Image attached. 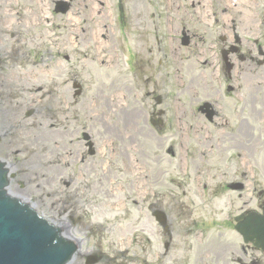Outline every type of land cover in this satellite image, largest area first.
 Returning a JSON list of instances; mask_svg holds the SVG:
<instances>
[{
	"label": "rangeland",
	"instance_id": "374dc122",
	"mask_svg": "<svg viewBox=\"0 0 264 264\" xmlns=\"http://www.w3.org/2000/svg\"><path fill=\"white\" fill-rule=\"evenodd\" d=\"M122 1L124 8L127 5L123 14L126 17L127 44L131 46H134L135 39L134 36L128 37L130 33H138L141 38L140 29L136 26L135 20H139L138 16L143 14L142 9L149 10V14L159 16L163 23L167 19V16H172L170 12L166 11L163 2H159V0L157 1L159 3L155 0H149L151 1L150 6L148 0ZM112 7L109 2L103 5L106 11L105 20L98 22L82 21L80 23L81 28L90 31L89 34H86V31L82 36H79L76 40V45H73V40L69 32L66 36L62 30L53 32V26L44 22L36 23L30 28L29 30L32 33L28 36L12 39L11 43L15 42L16 47L22 46L26 50H34L41 53L45 50L40 58L37 57L38 59L36 61L29 58L22 60L15 54L8 61V64L2 66L0 69L6 86L13 92L17 91L18 85H22L21 94L17 97L20 105L11 104L10 111L15 116V124L18 131L25 134V138L39 137L42 135L43 139H46V131L48 130L53 133V136L49 139L50 141H53L51 139L56 140V143L60 141V135H57L59 132L55 134V129H50L47 126L46 130L43 127V124L48 122V119H43L42 121L43 115H46L48 106L52 110L59 111L58 117H60V104L66 102L68 104L67 115L69 120L67 124L69 127L75 125L76 119L74 117L78 116L79 121L84 125H89L94 121L96 129H103L100 126L99 119L105 120L107 129L111 126H122L123 113L127 111L130 114L134 107L140 106L135 100H140V86L137 84L140 82L141 76L139 72L141 71L143 54L139 49L135 50L133 48L136 54L139 55L137 58L138 61L134 63V60H132L131 64L134 63L133 65L124 66L125 59L129 58V54L128 52H124L123 54L118 53L121 51V46L116 51L113 35L111 36V30L109 29V26H112V24L109 20L111 13L109 14L108 8ZM57 22L61 21L55 20V23ZM103 24H106L109 29V45L98 47L96 39L98 36L101 37V34L99 35L97 30ZM61 27L63 28L62 22ZM164 32H166L165 29ZM149 33V38H154L157 35L155 29H151ZM123 40L124 36H122L121 43ZM66 55L67 58L65 57ZM175 55L179 57V63L182 62L184 66L182 80L185 81V84H188L194 74L200 71H208V68L199 61L197 54L192 49H182L179 54L176 53ZM157 56L163 58L161 52L157 53ZM8 57L10 56H5L4 60H8ZM14 61L15 63L13 64ZM130 67L133 69H130ZM73 79L78 80L82 85L81 93L75 96L73 95ZM40 87L41 89L37 91ZM49 90L51 94L47 95ZM44 95L45 97L41 104L45 105V108L42 109L40 114H34L26 120L27 110L25 109L32 106L29 103L36 101ZM115 97L119 99H115ZM119 102L121 106H118ZM111 107L113 109H110ZM21 111L23 120L20 121ZM91 116L95 120L90 119ZM137 123L138 127L143 122L138 121ZM102 131L99 130V132ZM108 131L110 132V128ZM106 136L108 139H112L111 137L113 135L110 136L107 133ZM106 136H104V140L107 139ZM195 139L197 140V138ZM112 140L114 145L118 144L116 137L113 136ZM53 142L36 147H30L28 143H25L24 146H15L22 149L27 147L26 156L30 158L32 162L31 166L34 170L45 169V172L38 176L37 179L39 180L35 182H32L24 174L21 179L22 184H20L18 190L23 191L25 194L30 193L32 200L39 207L37 209L44 214H50L49 216L53 214L51 218L55 219L59 218L54 215L56 211L64 207V197L70 192L75 193L76 190L79 194L76 206L80 209L84 208L87 211V214L82 215V219H89L94 225L102 224L106 227L107 231L102 238L99 248L105 253V256L112 257L113 264H143L144 260L149 264H159L160 262L173 264L175 256L178 255L175 250L177 246H185L186 249H189L190 251L188 253L181 251L180 255H188V260L193 262L196 251L200 246L197 237L204 240L217 237L218 230L215 231V229L219 227L217 223L215 224V218L221 217L220 214L216 213L220 207L213 204L212 211L214 214H211L206 206L199 203L196 195L201 194L205 198L208 197V192L217 184L215 180L218 178L213 177L211 181L203 179L208 174H212L211 176L224 173L230 174L235 167L239 168L238 161L228 157L230 151H226L223 154V161L220 164L218 163L216 167L212 164L211 167L213 169L211 170L208 169L207 162H203L201 151L200 157L196 159V164L204 163L206 167L202 166L204 171L200 173L201 179L198 182H194L193 180L188 183H183L181 181L179 176L184 167L182 162L183 153L180 154L179 159H173V168L169 167L168 162L159 165L161 171L165 170L167 171L165 173L169 174L171 184L160 180L161 178L155 180L147 176V179L144 181L142 178V181L145 183L142 186L144 190L149 191L151 188L156 187L159 192L156 198H149L148 194H146L147 205L145 207V203H142L140 196L142 188H140L139 181L135 179L138 176H133L131 183L124 182L121 178L122 173L119 172L118 164H112V161H106L107 157L104 156H107L108 152L104 156L97 154L95 164L97 163L101 166L106 163L109 164L106 170L110 168L117 175L115 183L108 182L110 178L109 174H103L101 167L99 172L98 166H96L95 170L98 172L97 174L86 173L88 172L87 170H80L81 174L78 177H74L73 181L68 186H65L63 179L65 178L64 173L70 174L72 171L77 174L76 170L79 164L76 162L70 164L61 163L60 153L62 152V148L61 146V149L59 146H55ZM98 142L99 144L101 143L100 140ZM43 152L44 155L50 153V157L44 156L47 159L46 164L39 162V158L43 157ZM243 154V170L247 175L255 174L257 180V182L249 183L248 186L264 187V148L256 152L250 149L247 152L243 151ZM232 158L234 159V157ZM213 160L215 161L216 158H213ZM154 166L150 162L149 167L152 168ZM59 173L62 174L59 175ZM172 177L174 180L171 179ZM156 181L158 182L156 183ZM203 183L207 184L206 188H203ZM169 185H171V188ZM82 188L86 192L85 195L82 193ZM121 188L125 189L124 192L119 191ZM172 193L174 194L172 195ZM245 196L247 195L245 194ZM155 200L167 211L174 225L172 229L179 227L175 219L174 201L180 200V203L185 202L188 205L189 211H183L187 214L190 213L189 222L203 219L204 226L208 230L204 229L203 235L201 236L197 229H192V233L186 235L179 228L174 235L175 241L172 240L171 246L165 254L163 248L165 239L161 236L148 210L150 202ZM224 209L225 216L229 212V209L225 208V206ZM231 234L232 232L226 229L223 237H230ZM162 255L163 257H161Z\"/></svg>",
	"mask_w": 264,
	"mask_h": 264
},
{
	"label": "water",
	"instance_id": "95a60500",
	"mask_svg": "<svg viewBox=\"0 0 264 264\" xmlns=\"http://www.w3.org/2000/svg\"><path fill=\"white\" fill-rule=\"evenodd\" d=\"M0 174V264H64L75 245L37 218L27 205L5 196Z\"/></svg>",
	"mask_w": 264,
	"mask_h": 264
},
{
	"label": "flooded vegetation",
	"instance_id": "af4514ba",
	"mask_svg": "<svg viewBox=\"0 0 264 264\" xmlns=\"http://www.w3.org/2000/svg\"><path fill=\"white\" fill-rule=\"evenodd\" d=\"M236 1L240 2L243 6L244 5L250 6L251 5V6H254L256 8H259V7L264 5V0H236ZM239 19H238L237 25H236L237 26L236 28L238 29L237 31H241V32L252 31L253 32V29L255 28L254 26L244 25L243 22L239 21ZM234 33H235V31H229V32L227 31L226 36L228 38H230V37L233 38ZM254 262L252 264H264V262L263 263H254Z\"/></svg>",
	"mask_w": 264,
	"mask_h": 264
},
{
	"label": "bare ground",
	"instance_id": "6f19581e",
	"mask_svg": "<svg viewBox=\"0 0 264 264\" xmlns=\"http://www.w3.org/2000/svg\"><path fill=\"white\" fill-rule=\"evenodd\" d=\"M55 27L56 28H60V26H58L57 24L55 25ZM106 28V26H101L100 28H99V34H101L104 30H106L105 29ZM106 41L108 42V38L106 37ZM99 44L100 45H105L106 44V42L105 41H99ZM62 223H64V222H62ZM66 224V223H65ZM66 228H67V233L68 234H71L72 233V231H71V229L68 227V226H65Z\"/></svg>",
	"mask_w": 264,
	"mask_h": 264
}]
</instances>
